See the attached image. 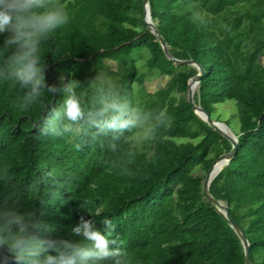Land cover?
<instances>
[{
    "label": "trees",
    "instance_id": "trees-1",
    "mask_svg": "<svg viewBox=\"0 0 264 264\" xmlns=\"http://www.w3.org/2000/svg\"><path fill=\"white\" fill-rule=\"evenodd\" d=\"M143 1L52 0L68 22L40 38L35 91L15 77L17 45L0 34V226L20 215L26 234L47 247L87 243L71 232L81 218L102 233L109 220L117 239L110 248L126 251L125 264H245L240 238L203 192L205 175L232 144L188 103L198 70L166 56L145 24ZM149 5L172 56L205 69L195 102L218 122L220 106L235 107L238 151L210 192L229 205L253 264H264V0ZM162 76L168 82L148 92L146 83ZM69 87L84 112L76 123L64 115ZM113 102L135 126L100 130L94 122L112 114L100 115ZM44 255L16 261L5 245L0 264Z\"/></svg>",
    "mask_w": 264,
    "mask_h": 264
},
{
    "label": "clouds",
    "instance_id": "clouds-1",
    "mask_svg": "<svg viewBox=\"0 0 264 264\" xmlns=\"http://www.w3.org/2000/svg\"><path fill=\"white\" fill-rule=\"evenodd\" d=\"M68 22V14L64 5L53 3L52 0H0V34L9 33L6 44H16L17 51L13 56V62L17 65L15 77L24 83L31 82L33 91L42 83V78H37L36 67L38 62V44L40 38L53 32ZM66 91L70 94L64 102V115L72 123L81 121L84 112L76 100L72 89ZM111 110L112 114L102 121L94 122L104 129H126L135 126L134 119H125L126 109L119 103L113 102L106 106L104 112ZM162 115H166L162 113ZM165 120H161L163 125ZM66 131L70 130L68 126ZM151 139V138H150ZM106 232L97 229L94 223L83 218L75 225L72 234L81 236L87 243L73 244L61 240L59 244H49L43 247L39 242H33V238L26 234V226L20 215H14L7 219L0 231L6 235H0V248L7 245L9 255L14 254L16 261L25 256L37 257L44 252V258L30 259L29 264H100L107 258H115L114 264H125L126 251L122 248H110V244H116L113 238L114 226L111 221L104 220ZM12 225H18L19 230L13 233ZM120 243H124L122 240ZM49 250L55 254H49ZM7 258H5V262Z\"/></svg>",
    "mask_w": 264,
    "mask_h": 264
},
{
    "label": "water",
    "instance_id": "water-1",
    "mask_svg": "<svg viewBox=\"0 0 264 264\" xmlns=\"http://www.w3.org/2000/svg\"><path fill=\"white\" fill-rule=\"evenodd\" d=\"M144 16H145V24L146 26L151 30V32L156 36L158 41L160 42L164 53L166 56L174 61L176 64H184L188 66H193L198 70V74L192 78L189 82V88H188V103L194 110V112L206 123L209 124L214 130H216L220 135H222L224 138L229 140V142L232 144V150L220 156L216 162L213 164V167L207 172L205 175L204 181H203V192L206 201L216 210L218 211L230 224V226L233 228V230L236 232L238 237L240 238L242 245L245 250V257H246V262L245 264H253L252 257H251V252H250V243L248 239L245 236V233L243 232L242 228L239 226V224L232 218L231 216V210L228 204L225 202L216 199L213 197V195L210 192V186L212 182L215 180V178L222 172V170L230 164V162L235 158L236 153L238 151L239 147V142H238V137L234 134L233 130L229 128V126L225 123L215 121L212 119V117L199 105L195 102L194 95L195 92L191 90V86L195 84L197 88L199 87V84L202 80V78L205 75V69L203 68L202 65L198 64L194 60H178L172 56L170 53L169 47L167 46L164 38L162 37L161 33L159 32L157 26L154 24L151 16V10H150V5H149V0H144ZM219 125H223L225 128L231 131L233 134L232 136L223 132ZM217 164H222V169L218 172L215 173L214 167Z\"/></svg>",
    "mask_w": 264,
    "mask_h": 264
},
{
    "label": "rangeland",
    "instance_id": "rangeland-1",
    "mask_svg": "<svg viewBox=\"0 0 264 264\" xmlns=\"http://www.w3.org/2000/svg\"><path fill=\"white\" fill-rule=\"evenodd\" d=\"M261 62L264 65V58H262ZM106 65L107 67L112 68L113 70H116L115 63L106 61ZM168 80L169 78L166 76L159 77L152 82H147L146 88L148 92L155 93L156 91L161 89L168 82ZM235 114H236L235 107L233 104L230 103V104L222 105L219 107L218 112L216 114V118L220 117V120H221L220 122L222 123L230 122L229 123L230 127L233 130L234 134L236 135V133L239 130V123H238V120L234 116ZM199 173L203 174L202 172H199Z\"/></svg>",
    "mask_w": 264,
    "mask_h": 264
},
{
    "label": "bare ground",
    "instance_id": "bare-ground-1",
    "mask_svg": "<svg viewBox=\"0 0 264 264\" xmlns=\"http://www.w3.org/2000/svg\"><path fill=\"white\" fill-rule=\"evenodd\" d=\"M196 89H197V86L195 85V84H193L192 86H191V90L193 91V93L196 91ZM219 127L221 128V130L223 131V132H225V133H227V134H229V135H233L232 133H231V131L230 130H228L227 128H225L223 125H219ZM222 164H217L215 167H214V170H215V173H218L221 169H222Z\"/></svg>",
    "mask_w": 264,
    "mask_h": 264
}]
</instances>
